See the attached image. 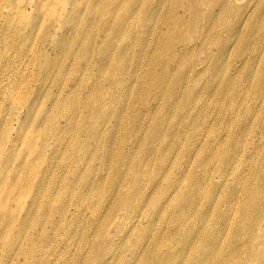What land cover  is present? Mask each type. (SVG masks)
Listing matches in <instances>:
<instances>
[{"label":"bare ground","instance_id":"bare-ground-1","mask_svg":"<svg viewBox=\"0 0 264 264\" xmlns=\"http://www.w3.org/2000/svg\"><path fill=\"white\" fill-rule=\"evenodd\" d=\"M49 1L0 0V231L5 232V238L2 240L5 243L4 248H13L10 243L18 232L17 226L27 222L21 219L23 211L26 212L27 216L33 214L35 218L39 219L48 217L52 212H59L61 218L52 226L55 235L47 236V242L43 243L44 250L47 253H52L53 238H56L60 231L74 228L68 221L69 207L67 204L68 206L73 204L76 207L75 213L76 218H78L81 215L80 207L85 203L83 201H88L86 206L92 212L91 225H94L93 231L88 235L85 232L82 236L79 235L80 250L77 246H73L72 251H70V245H67L61 257H64L66 252L70 254V259H65L60 264H140L141 258L147 257L149 252L153 254L155 264H175L174 260L185 254L188 249L199 252L201 249V243L188 244L189 237L186 238V245L180 250H177L168 240L162 241L166 234L172 238L190 235L191 231L189 233L187 228L189 222L186 220L185 214L196 207H204L203 203H196L197 197L185 207L181 204L189 193V189L186 188L183 190L185 196H179L183 189L182 179L191 177L193 181L199 182L192 189H196V194L201 195L208 183L219 190L226 189L228 183L226 179L234 174L233 183L228 189L231 198L219 196L211 199L209 205L204 207L205 212L209 210L219 211L222 204L225 203L226 207L224 211H221V214L222 219L228 223L230 209L238 211L242 218L251 210H259L254 223L257 235L251 251L255 255H260V259L264 262V247L260 246L261 241L264 240V175L260 177L258 173L256 175L254 173L249 178L253 181L252 188L242 191L239 184L245 173L240 170L234 171L236 163L242 162L245 166H249L255 162L256 154L260 151L258 144L261 143L260 138L262 137H258L252 130L257 119L256 115H248L247 110L243 111L237 107L234 101L238 94L229 95L230 91H235L239 83L240 88L244 91L261 93V103L255 101L252 109L249 110L259 111L257 122L262 124L259 129L264 132V77L255 81L252 80L251 75L260 56L258 50L264 44L263 38L261 36L256 39L253 38L256 49L261 46L256 50V53L247 50L252 43L251 38H247L249 44L243 46L242 51L246 54L241 57V62L246 69H250L244 84L239 80L229 85L235 80L236 77H234L225 89L220 86L226 79L219 77L223 59L229 58V55L232 56L233 46L235 45L236 48L239 45L238 40L229 38V36L225 37L224 31L226 29L234 30L238 36L241 29L248 27L249 22L253 23V19L263 18L264 0H246L243 3L241 0L240 2H236L237 0H114L112 6L102 7L101 10L111 17L107 23L108 26L103 27L105 37L98 36L93 40L94 46L86 47L83 51L80 61L76 62L75 65L77 75L84 72L91 77L99 72L102 78H109L128 60H135L137 61V69L133 75H130L129 82L131 85H137V80H139L138 89L153 84L155 91L144 94L143 89L139 90L138 97L141 100V108L138 112V122L135 121L137 123L132 125V130L126 131L129 134L127 145L123 148L118 161H112L111 168L114 171V180L111 183L113 189L108 197H106L105 192L102 197V192L106 186L102 176L93 179V170H88V173H84L88 174V178L82 179L84 174L75 170L74 172L81 176L80 179L85 181L83 183L84 192L74 194L76 189L68 187L65 191L72 195L69 197L68 203L65 202L64 198L61 203L52 205V189L48 188L44 192V199L47 201L43 206H39L37 195L40 192V183L38 181L39 174H36L39 170L33 172V169L37 165L41 166L40 160L43 157L35 155V159L39 157V160L34 159L35 164L30 168V173L34 174L31 176L33 182L26 183L23 196H19L15 190L14 184L18 181L19 176L23 181L22 173L17 174L15 167V133L19 129L16 127L15 121L16 106L20 102L17 96V81L28 71L27 67L29 60H31L30 52L36 47L41 50L43 55L47 53L51 55L46 49L49 41L48 35H50L47 21L50 8ZM85 1L89 6L97 7L103 6L109 0ZM56 2L60 5L61 11H65L64 5L76 4V0H56ZM123 3H128L131 6L128 8L125 17L121 19L119 15ZM164 3L169 4L165 5L164 12L160 13L161 5ZM152 12L158 14L154 17L158 23L155 28L150 25V22H146V18ZM228 16L234 17L237 22L231 23ZM238 21L241 22V26L237 24ZM89 23L92 25L91 20ZM63 26L60 27L61 33L53 36L56 39L52 42L51 48L52 51L56 48L60 49L61 54L63 52V46L59 45L61 39L72 35L76 29L81 30L85 27L83 21L71 28L64 29ZM201 30L203 31L197 35V32ZM131 33L135 34V39H131V44L120 51L124 54L117 57L114 50L119 49L117 47L121 41L120 38H125ZM219 36L222 43H220L219 49L212 54L214 40ZM105 42L113 50L105 51L106 57H98L96 54L100 53V48ZM172 47L174 50L171 58L167 59L166 54ZM136 50L139 52L135 53ZM146 50H149L150 53L147 52L146 54ZM202 52L204 57L194 60L192 57L191 62H187V60L185 62L186 56H196ZM262 59L264 60V58ZM18 61L24 64V69H16ZM82 63H86L87 68L81 70ZM235 63L233 61V65ZM227 64L230 65L228 61ZM41 68L44 72L45 65L42 64ZM203 73H210V77L205 84H200L198 77ZM119 81L120 79L116 74L112 80L113 85H106L104 81L93 79L90 99L80 102L82 106L77 108L81 114V120L76 121L73 118H67L68 121L75 124L71 132L73 139L71 153H77L79 159L82 160L81 164L86 169L88 162L83 160L87 155L92 154L93 148L89 144L83 145L80 134L82 131L87 132L88 143L99 137V143L104 141V146L110 147L114 141L113 138L117 136L116 134H121L126 130L123 122L124 116L115 113H111L109 116L107 112L106 98L117 96L118 91L114 85H117ZM133 82L136 83L132 84ZM228 97H230L231 103L226 104ZM24 105L29 106V112L32 106L28 103ZM211 108L215 111L214 122L223 121V124L226 122L227 128H230V133L226 138L222 137L221 134H215L218 130H214L217 127L214 122L209 131V133L213 131L214 141L210 140L209 133L208 136L204 134L203 126L198 125L201 118H203V124L208 125L210 119L206 117V113ZM33 111L32 107L31 113ZM39 112H44L47 127L41 126L37 121H33L32 126L34 128L38 126L42 132L46 133L48 130H55L54 118L58 116V112L61 113L62 117L67 116L62 112L57 102L49 110L47 107L44 109L43 106H40ZM18 120L20 121V119ZM59 131L60 129H58ZM169 135L172 145L165 150L170 148L172 151L176 147L173 151L175 158L169 161L161 154L164 157L159 161L157 171V166H154L152 171L148 170V163H153L152 160H149L153 154L150 144L156 142L155 152L157 153L165 144L169 145V142L166 141ZM143 142L149 144L148 157L135 162L131 159L130 152L141 147ZM224 145L231 146V149L222 158L221 164L209 173L205 159L208 157L213 160L216 156L217 146L220 148ZM30 146L29 143V148ZM178 146H183V148ZM205 153L206 156L203 157ZM252 153L255 154L252 156L253 159L249 157ZM27 154L20 153L18 155L25 157L27 161L29 160ZM96 154L97 151L93 155ZM26 161L23 163L27 164ZM257 163L263 165L262 159H259ZM173 168H178L177 173ZM251 169L252 167H250ZM172 170L175 177L167 186L163 185L160 178L164 180L165 177H169ZM216 176L219 177L220 183L214 185L211 181ZM27 180L28 177H25V181ZM64 182L69 185L66 179ZM258 188L261 189L256 192L255 190ZM16 197H18L17 206L19 208L15 207ZM237 204H239L238 210H236ZM152 205L154 206L152 207ZM149 206L152 208L147 210ZM21 209L23 210L19 212ZM167 213H170L169 218L165 217ZM91 217H85L83 220H89ZM144 219L149 225L156 222L161 223L163 227L158 231L161 233L156 235L154 230L150 229L149 236L146 233L142 236L135 234L137 229H140L139 226L141 228L145 226L142 223ZM99 220L103 221L98 225ZM32 224L37 223L33 221ZM128 226L130 227L129 230H127ZM34 227L36 234L44 237L45 233L51 231L46 225L42 228L38 225H34ZM27 228L30 229L29 226ZM218 228L222 227L218 226ZM240 234L244 236L241 229ZM92 235L104 241L101 243L91 242ZM158 242H162V244L156 245ZM214 243H217L215 237L209 245ZM87 245L90 248L89 250L85 248L84 251V246L87 247ZM35 247L36 242L30 240L27 253L31 254ZM237 248L241 249V246ZM210 250L211 247L209 246L208 252ZM127 254L132 255V257L127 256ZM11 257L13 261L10 264H23L17 260L18 255ZM36 257L34 259H37ZM192 259L191 252L188 255L187 264H192ZM147 260L148 258L144 264H148ZM42 262L44 263V261ZM209 264H229V262L220 261L218 263L215 257L213 262ZM247 264H251V262Z\"/></svg>","mask_w":264,"mask_h":264},{"label":"rangeland","instance_id":"rangeland-1","mask_svg":"<svg viewBox=\"0 0 264 264\" xmlns=\"http://www.w3.org/2000/svg\"><path fill=\"white\" fill-rule=\"evenodd\" d=\"M241 1L243 3L246 0ZM236 2H240V0H237ZM169 3H172V1H169ZM169 3H164V5H161L159 12H164V6ZM113 4L114 0H109L103 6L95 7L94 5L89 6L88 3L86 4L85 0H76L75 5H64L65 11H61L60 5L57 4L56 0H50V8L48 10L49 15L47 18L50 35H48L49 41L47 42L46 49H48V52L51 53V55L48 53L43 55L39 48H33V50L30 52L31 60H29V64L27 67L28 71L26 75H22V78H18L19 80L17 81V96L19 97L20 102L16 106L17 108L15 122L16 127H19V129L15 133V167L17 174L22 173L23 181L19 176L18 181L14 185L18 195L23 196L26 189V183L33 182L31 176L34 174L30 173V168L33 164H35V155L43 157V159L40 160L41 166L37 165L33 169V172L39 170L36 173L39 174L38 181L40 183V192L37 195V197L39 198V206H43L47 201L46 199H44V192L48 188L52 189V205L57 204L58 202L61 203V200H63L64 198L65 202L68 203L69 197L72 196L65 191V189H67L68 187H70V189H76L74 191V194L84 192L83 183L85 181H82L80 179L81 176L76 174L74 172L75 170L81 171L82 174L88 173L89 171L93 170V179H98V176H102L104 178V181L106 182L105 189L102 192V197L104 196V192L106 197H108L113 189L111 184L112 180H114V171H112L111 168L112 161H118V158L122 154L123 148L127 145L126 142L129 140V134L126 131L128 129L132 130L133 126L138 122V112L141 108V100L140 97H138L139 90L143 89L144 94H147L149 92L154 93L155 91V87L153 84L146 85L144 88L138 89L139 80H137V85H131V83L129 82L130 75H133L137 69V61L128 60L126 64L121 65L119 67V70L117 69L118 71L115 73L116 76L120 79L118 84L114 85L116 87L115 89L118 91L117 96H109L106 98V101L107 112L109 116L111 115V113H115L117 115L119 114L120 116L125 117L123 122L125 124L126 130L121 134H116L117 136L113 138L114 141L110 145V147L104 146V141L99 143V137L88 143L87 132L82 131L80 134L83 140V145L89 144V146L93 148L92 154L87 155L83 160L88 162L87 169L83 166V164H81L82 160L79 159L77 153H71V150L73 149V139L71 132L74 129L75 124L71 121H68L67 118H73L76 121L81 120V114L80 112H78L77 108L82 106L80 102L90 99V90L92 86L91 82L93 81V79L104 81L106 85H113L112 80L115 78V74H113L112 77L109 76V78H102L99 72H96L95 75L91 77H89L90 75L88 76V74H85L84 72H81L79 73V75H77V70L75 67L76 62L80 61V56L86 49V47L90 48L91 46H94L93 40L98 36H100L101 38L105 37L103 27L105 28L106 26H108L107 23L109 22V19L111 17L107 13L103 12L101 8L104 6H112ZM130 6L131 5L128 3H123L121 5L122 11L119 15L121 19L125 17ZM156 15L158 14L152 12L146 18V22H150V25H153L154 28L158 24L156 18H154ZM89 20L92 21V25H90ZM228 20L231 23L237 22L232 16H228ZM81 21H83V24L85 25L84 28H82L81 30L76 29L72 35L64 37L63 40L61 39V41L59 42V45L63 46L62 54L60 52V49L57 48L56 50L52 51V42H54L56 39V37L53 36L61 33L60 27L64 24V29L71 28L75 24L78 25ZM237 24L241 26V22L238 21ZM203 30L197 32V35H199ZM224 35L225 37L229 36V38H234V40L239 41V45L236 48L234 45L233 49L231 50L233 55H229V58L226 57L225 59H223L221 64L222 66L219 77L226 80L223 82V84H221L220 87L227 89L229 82L234 77H236L235 80L232 81L229 85H232L239 80H241L244 84L247 80L246 78L249 75L248 71L250 69H246L244 67V64L241 62V57L246 54L242 51V49L244 45L249 44L247 43V38L252 39V43L247 50L255 51V53L256 50H258L261 46L257 47L256 49L253 38L256 39L257 37L261 36L264 43V17L256 20L253 19V23L251 24V22H249L248 27L245 29H241L238 36L236 35L234 30L230 31L227 29L224 31ZM131 39H135V34L131 33L125 38H120L121 41L119 42V46L117 47L119 49L114 50L117 57H120L124 54L120 51L131 44ZM214 42L215 44H213L212 46V54L216 52L217 49H219L220 43H222L220 36L216 37ZM240 43L242 46L240 45ZM147 47L149 49L148 45ZM108 49L112 48L108 43L105 42V44L100 48V53H97L96 55L98 57H106L104 53L105 51H108ZM173 50L174 49L172 47V49L167 52V59L171 58ZM148 51L146 50V54ZM138 52L139 50L135 51V53ZM206 52L207 54H209L208 51ZM258 52L260 56L257 63L253 67L254 71L251 73L252 80L255 81L264 77V60L262 59L264 58V44L258 50ZM202 55L203 52L200 55L197 54L196 56H186L184 60L185 62L186 60L187 62H189L192 57L194 60L200 57H204ZM230 56L232 63L230 60ZM227 61L230 65L227 64ZM233 61L236 62L234 65ZM42 64L45 65L44 72H42ZM84 68H87L86 63H82L81 70H83ZM16 69H24V64L18 61ZM208 77H210V73H203L201 76H199L198 79L200 81V84H205ZM135 83L136 82H133L132 84ZM134 86L136 87L135 89ZM233 93L238 94L237 99L234 101L237 107L243 111L247 110L248 115H256V118L258 119L259 111H250L249 109H252V105L255 101H261V93L254 91H244L242 88H240V83L238 84L234 92L230 91L229 95ZM56 102L60 105L62 112L67 116L62 117L61 113L58 112V116L54 118V131L48 130L46 133L44 131L42 132L38 128V126L37 128H34L32 126L33 121H37L41 126L47 127L45 114L44 112H39V107L43 106L44 109L45 107H47L49 110ZM25 103H28L33 107L34 111L32 113V107H30V110L28 112L29 106L24 105ZM229 103H231L230 97H228L226 100V104ZM206 117L210 119L208 125L203 124V118L199 120L198 125L201 127L203 126V132L204 134H206V136H208L215 117V111L213 108H211V110L206 113ZM18 119H20V121ZM257 119L252 130L258 137L261 136L262 138H260L261 143L258 144L260 151L256 154V160L249 166H245L242 162L235 164L236 166L234 171L240 170L242 172L244 171L245 173L244 178L242 179V181H240L239 184V187L242 191L252 188L253 181L249 180V178L252 177L254 173L255 175L258 173L260 177L264 175V132L263 130L260 131L259 127L262 124H260L259 121L257 122ZM135 121L137 122L135 123ZM205 121L207 122V119H205ZM215 124L217 127L214 130L218 131L214 133L217 135L221 134L222 137L226 138L228 136V133H230V128H227V123L225 122V124H223V121H216ZM58 129H60L59 132ZM212 132L213 131L209 133L210 140L214 141L215 137ZM45 135L46 139L44 140ZM170 137V135L167 136L166 140L167 143L169 142V145L165 144L163 148L157 153L155 152L156 142L150 144V148H152L153 154L149 160H152L153 163H148V170L150 169V171H152L154 169V166H157V171L159 161L164 156L169 161L175 158V154L173 151L176 147L172 151L170 150V148H168V150H165L167 147H170L172 145L170 143ZM29 143L31 144L30 148ZM54 147L55 149H53ZM178 147L183 148V146ZM148 148L149 144L143 142V145L141 147H137L135 150L130 152L131 159L137 162L139 159L142 160L147 158ZM230 149L231 146L228 145H224V147L220 148L217 146L215 158H213V160L208 157L205 159V161L207 160L206 164L209 173L212 171V169L218 167L221 164L222 158ZM67 151L68 153L66 154ZM96 151L97 154L93 155ZM20 153H29L26 155L29 160L26 161L25 157L19 156L18 154ZM161 154L164 156L162 157ZM253 155L255 154L252 153L249 155V157L252 158ZM204 156H206V153L203 155V157ZM38 158H36L35 160H39ZM259 159H262L263 165L257 163ZM23 161H26L28 163L24 164ZM250 167H252L251 170ZM174 169L175 168H173V170ZM173 170L170 172L169 177H165L164 180L163 178H160L163 181V185L167 186L175 177V174L172 173ZM174 171H178V168H176ZM25 177H28L27 181H25ZM233 177L234 174H231L226 179L228 181L226 189L219 190L217 187H213L212 184L208 183L207 186H205V189L201 192V195L198 194L199 196L196 194V189H192V187L199 182L193 181L191 177L185 180L182 179L183 189L179 196H185L183 194V190H185L186 188L189 189V193L187 196H185V200L182 201L181 204L185 207V205L195 197H197L196 203L199 204V202H201L204 204V207L208 206L211 199H215V197L222 196L230 199L231 196L228 193V189H230L231 184L233 183ZM85 178H88V174L82 175V179ZM65 179L69 183V185L65 184ZM219 180V177L216 176L211 181V183L213 182L214 185H217ZM260 189L261 188H258L255 191L258 192ZM187 199L188 201H186ZM17 202L18 197L15 198V207L19 208V206H17ZM83 202L85 203H83V206L80 207L81 215L78 218H76L75 213L76 207L73 204H70L69 206L67 204V207H69L68 221L70 222V225L76 229L70 228L65 229L62 232L60 231V234H58L56 238H53L54 244L52 253H47L44 250L45 246L43 245V243L47 242V236L55 235V231L52 230V226L61 218L59 212H52L48 217H42L39 219L37 217L35 218V215L33 214L27 216L26 212L23 211L21 214V219L26 220L27 222L23 225L20 224L17 226L18 232L16 236L13 237L12 243H10L13 248H4L5 243L2 242V240H4L5 238V232L0 231V264L12 263V255H18L19 258H17V260L23 264H60L61 261L70 259V254L66 252L64 253V257H61V254H63V250H65V247L67 245H70V251H72V247L77 246L78 250H80L81 248L79 249V235L82 236L84 232L88 235L93 231L94 228V225H91V220L93 219V217H91L92 212L86 206V203L88 201ZM153 206L154 205H152V207ZM152 207L149 206L147 210ZM204 207H196L185 214V218L189 222L187 228L189 233L191 231L190 235L182 238H172L170 235L166 234V236L162 240H168L177 250H180L186 245V238L188 237V244L190 245L196 242L197 244L201 243L200 252L195 250L191 251V249H188L185 254L174 260L175 264H187L188 255L191 252L193 257L192 264H195L197 262H200L199 264H205L206 262L209 264L210 262H213L215 257L218 263L220 261H225L227 263L229 262V264H247L248 262H251V264L264 263L263 260L260 259V255H255L251 251V248L254 245V239L257 235L254 223L257 219L259 210H251L245 217L242 218L239 216L238 211H233L230 209V213L228 215L229 222L226 223L222 219L221 214V211H224L226 207L225 203L222 204V207L219 211L209 210L208 212H205L206 209H204ZM238 208L239 204L236 205V210H238ZM23 209L19 210V212ZM85 217H91V219L83 220ZM165 217L169 218L170 213H167ZM145 219L142 221L145 226H142V228L139 226L140 229H137L135 234L142 236L144 235V233H146L149 236L148 232H151L150 229H153L156 235L158 233H161V231L158 232L163 227L161 223L156 222L149 225V223ZM33 221L37 223L34 225H38L41 228L46 225V227L51 230L50 233H45V237L36 234L35 227L32 224ZM102 221L103 220H99L98 225ZM28 226L30 227L29 230L27 228ZM218 226H221L222 228L217 229ZM129 229L130 227L128 226L127 230ZM240 229L243 232L244 236L240 234ZM67 232L69 233L67 234ZM27 235L28 238L26 239ZM214 237L217 239V243L209 245L213 241ZM168 238L172 239L169 240ZM30 240H34L36 242V247L31 254L27 253L28 243ZM102 241L104 240L96 237L95 235H92L91 237V242L101 243ZM161 244L162 242H158L156 245ZM117 246L119 248L118 244ZM209 246L211 247V250L208 252ZM239 246H241V249L237 248ZM260 246L264 247V240L261 241ZM85 248L89 250L90 247L89 245H87V247L84 246V251ZM165 251L166 249L164 250V252ZM35 256H37V259H34ZM127 256L132 257V255L130 254H127ZM147 258L148 264H155L153 254L150 252L148 253L147 257L141 258L140 264H144ZM42 261H44V263Z\"/></svg>","mask_w":264,"mask_h":264}]
</instances>
